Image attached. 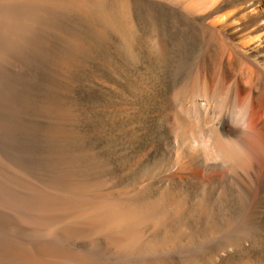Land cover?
Wrapping results in <instances>:
<instances>
[{"label": "bare ground", "instance_id": "obj_1", "mask_svg": "<svg viewBox=\"0 0 264 264\" xmlns=\"http://www.w3.org/2000/svg\"><path fill=\"white\" fill-rule=\"evenodd\" d=\"M0 264H264V0H0Z\"/></svg>", "mask_w": 264, "mask_h": 264}]
</instances>
